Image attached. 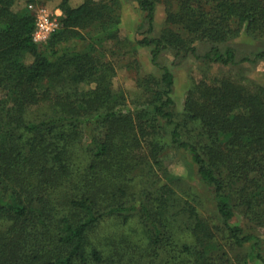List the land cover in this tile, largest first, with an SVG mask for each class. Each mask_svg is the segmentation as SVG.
I'll return each instance as SVG.
<instances>
[{"label":"trees","instance_id":"16d2710c","mask_svg":"<svg viewBox=\"0 0 264 264\" xmlns=\"http://www.w3.org/2000/svg\"><path fill=\"white\" fill-rule=\"evenodd\" d=\"M20 1L0 0V264H264V87L210 72L264 60V52L240 58L230 45L243 34L264 37V0H164L166 28L138 41L161 70L139 111L87 45L60 48L95 25L114 39L120 17L109 0H62L60 29L44 46L33 41L29 8L15 10ZM137 2L153 34L158 0ZM198 43L212 47L199 55ZM165 52L208 68L183 113ZM168 150L207 189L215 219L169 170ZM135 217L146 244L107 252L94 242L107 220Z\"/></svg>","mask_w":264,"mask_h":264},{"label":"rangeland","instance_id":"374dc122","mask_svg":"<svg viewBox=\"0 0 264 264\" xmlns=\"http://www.w3.org/2000/svg\"><path fill=\"white\" fill-rule=\"evenodd\" d=\"M83 0H71L72 4H77ZM62 0H36L37 7H47L50 10L60 9ZM115 15L120 17V24L115 28V38H108L102 33L98 25L88 30L82 31L81 38L73 41L72 45L63 44L60 48L65 52L75 49H82L84 45L88 47V53L110 66L113 69L109 72L112 77V89L115 92H123L126 95V103L133 111L142 110L144 101L149 97V91L156 90L155 83L161 75L159 67L152 63L151 49L138 44L146 36H159L166 28L167 6L164 0H158L155 32L148 33L149 26L146 21V14L141 11L137 0H109ZM28 2L21 0L15 6L16 11L28 8ZM234 45L243 58L247 55L255 56L264 52V37H252L243 34L238 39L230 42ZM210 44L198 43V54L204 55L211 49ZM45 55H50L46 47H40ZM33 58L25 59L27 64L32 63ZM162 65L167 66L176 77L174 89V99L177 104V112L183 113L188 91L194 80H201L208 72L206 65L201 64L199 59L188 56L185 59L176 57L172 52H165L160 60ZM211 75L231 77L233 80L246 85H261L264 87V60L257 64H243L241 67L225 68L216 66L210 69ZM85 89H94L95 85H84ZM145 92L148 93L145 95ZM36 113L38 112L35 110ZM35 111L30 112V118L35 117ZM75 159L83 160V165L88 158L83 150L75 149ZM165 163L169 170L175 174L185 176L187 186L191 193H197V204L202 214L207 218L215 219V203L209 197L207 189L195 178L188 177L187 167L182 157L174 151H166L163 154ZM238 222L243 223L239 218ZM142 222L138 217L131 219L127 224H123L118 219L107 220L94 234V242L107 252L116 249L122 251L128 249L130 245L141 246L146 244ZM264 233V231H263ZM226 252L230 258L237 263L241 260V253L230 247L226 241H222Z\"/></svg>","mask_w":264,"mask_h":264},{"label":"built area","instance_id":"2783aa9c","mask_svg":"<svg viewBox=\"0 0 264 264\" xmlns=\"http://www.w3.org/2000/svg\"><path fill=\"white\" fill-rule=\"evenodd\" d=\"M29 10L36 18V27L33 33V41L39 46H44L51 37L60 29L63 13L61 9L50 10L47 7L29 5Z\"/></svg>","mask_w":264,"mask_h":264}]
</instances>
